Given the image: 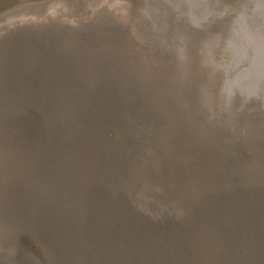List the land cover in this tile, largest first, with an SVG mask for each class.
<instances>
[{"label": "bare ground", "instance_id": "1", "mask_svg": "<svg viewBox=\"0 0 264 264\" xmlns=\"http://www.w3.org/2000/svg\"><path fill=\"white\" fill-rule=\"evenodd\" d=\"M0 264H264V0L0 12Z\"/></svg>", "mask_w": 264, "mask_h": 264}, {"label": "rangeland", "instance_id": "2", "mask_svg": "<svg viewBox=\"0 0 264 264\" xmlns=\"http://www.w3.org/2000/svg\"><path fill=\"white\" fill-rule=\"evenodd\" d=\"M47 1L48 0H0V12H4L5 16L9 17L12 15L14 16V15H19V14L42 13V12H46L48 9L49 10L57 9L64 16L82 17L84 14H86V11L88 9L89 4H91L95 1H99V0H54L53 2H51L49 4H47ZM49 1H51V0H49ZM177 11H180V9H177ZM182 15H183V13H181V12L179 14L175 15V17H178L177 21L179 24H181V19L179 18V16H182ZM130 25H131L130 26L131 28L127 32V33H129L128 38H129L130 42H132L133 44H135V46H137L139 48H143L145 51H147V53L149 54L150 57L158 58V52L155 49V44L157 42L161 43L163 40L162 37L157 35L155 33V31L150 29V26H148L147 24H144L138 18V16L135 14H133V16L131 18V24ZM147 29H149V30H147ZM173 30L175 31V34H176L175 36H178V32L176 31V29L174 27H173ZM168 33L173 36L172 30L168 31ZM197 33H198L197 34V36H198L197 40H200L199 36L202 37L205 34L204 30H202V29H200ZM21 34H23V33H19L18 35L13 36V39L17 38ZM24 34L27 35V33H24ZM143 35H145L144 38L141 37ZM153 35L156 37V39H154L155 37ZM170 35H169V37H170ZM149 41L151 42V44H148ZM189 54L194 56V58H196L198 55V49H195V46H191L189 49ZM126 62H127V59L122 58L120 62L115 61V62H112L111 64L110 63L106 64L107 66L105 69L108 71L111 68H115V67H117L116 69H118V70L120 69V67H122V68L127 67L129 69L135 68L133 66H130V64L128 65V62L127 63ZM184 91L191 94V91H189L188 88H186ZM168 103H170V102H168ZM11 116L13 117V124H16L18 121V123H19L18 126L20 127V129L21 130L24 129L26 131L27 141L30 144L34 143L36 140V133H35L36 127L34 125L29 126V124L27 122L23 123L21 120H24L25 118L23 119V117L19 114H15V113L11 112ZM12 136H13V134H10L8 139L4 141L3 145H4L5 149L7 148L6 151L8 152L9 156L15 158V157H18L20 153H19V150L13 144ZM149 137H150V135H149ZM149 137L147 140H149ZM143 139H145V137ZM50 218L54 219L52 224L50 223ZM42 220H43L44 224H50L53 227L61 226L64 222V219L62 217H59V216L56 217L55 213L53 212V209L51 210V208L42 216L41 221ZM14 229L16 232H23L25 228L23 226H21L20 223L16 222ZM36 234H37V230L32 229L31 238H33V240L31 241V252H30L29 259H30V261H33L35 259V261H33V263L38 262L39 260H41V258H43V256H46V255H44V252H43L44 248H42L40 245V239L37 237Z\"/></svg>", "mask_w": 264, "mask_h": 264}]
</instances>
